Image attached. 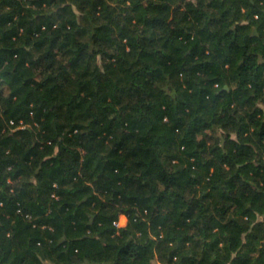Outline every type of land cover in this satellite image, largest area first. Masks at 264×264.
I'll return each instance as SVG.
<instances>
[{"label":"trees","instance_id":"obj_1","mask_svg":"<svg viewBox=\"0 0 264 264\" xmlns=\"http://www.w3.org/2000/svg\"><path fill=\"white\" fill-rule=\"evenodd\" d=\"M0 264H264V0H0Z\"/></svg>","mask_w":264,"mask_h":264},{"label":"rangeland","instance_id":"obj_2","mask_svg":"<svg viewBox=\"0 0 264 264\" xmlns=\"http://www.w3.org/2000/svg\"><path fill=\"white\" fill-rule=\"evenodd\" d=\"M126 222H127L126 217H124V215H122V216L120 217V220H119V222H118V225H124V224H126Z\"/></svg>","mask_w":264,"mask_h":264},{"label":"crops","instance_id":"obj_3","mask_svg":"<svg viewBox=\"0 0 264 264\" xmlns=\"http://www.w3.org/2000/svg\"><path fill=\"white\" fill-rule=\"evenodd\" d=\"M124 217H126V216H124ZM127 219V218H126Z\"/></svg>","mask_w":264,"mask_h":264},{"label":"built area","instance_id":"obj_4","mask_svg":"<svg viewBox=\"0 0 264 264\" xmlns=\"http://www.w3.org/2000/svg\"><path fill=\"white\" fill-rule=\"evenodd\" d=\"M117 225H118V223H117Z\"/></svg>","mask_w":264,"mask_h":264}]
</instances>
